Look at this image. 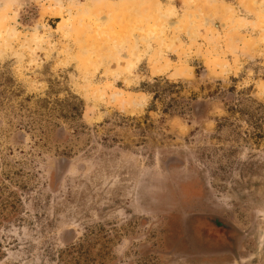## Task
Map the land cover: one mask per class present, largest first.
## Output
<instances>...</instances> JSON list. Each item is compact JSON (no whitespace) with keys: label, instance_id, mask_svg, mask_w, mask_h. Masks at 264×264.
Listing matches in <instances>:
<instances>
[{"label":"rangeland","instance_id":"obj_1","mask_svg":"<svg viewBox=\"0 0 264 264\" xmlns=\"http://www.w3.org/2000/svg\"><path fill=\"white\" fill-rule=\"evenodd\" d=\"M68 136L84 150L55 179ZM117 144L194 159L244 224L264 211V0H0V264H209L149 234L187 198L143 221L113 182L122 157H99ZM258 239L246 264H264Z\"/></svg>","mask_w":264,"mask_h":264},{"label":"flooded vegetation","instance_id":"obj_2","mask_svg":"<svg viewBox=\"0 0 264 264\" xmlns=\"http://www.w3.org/2000/svg\"><path fill=\"white\" fill-rule=\"evenodd\" d=\"M98 148L105 152L104 155L99 156L100 158L112 156L113 159L120 160L122 157L121 160L126 166L123 170L126 172L123 175L114 176L113 182L120 183L121 180H127L128 190L125 191L128 193L127 199L134 201L135 207L142 212L143 221L150 220L151 201L154 197H159L164 203L170 198H187L186 202L182 201L181 204L183 211L175 214L177 218L162 216L161 229L163 231L161 233H158L161 231L160 228L149 229L150 235L165 244L169 242L173 246L174 241H179L184 248L188 245L193 247L195 253L185 254V259H203L209 264H246L249 249H252L255 244L256 233L259 236L257 246L264 247V211H256L252 220L246 224L237 217L229 216L226 211L212 203L207 190L208 186L202 181L198 164L193 161L194 159L183 158L177 154H168L165 157L159 155L155 159L150 154H145L146 157L140 159L135 152L121 148L118 144L114 147L102 145ZM83 150L84 148L80 147L76 149L69 136L66 137L61 147H53L48 153L50 154L49 163L53 166L54 178L60 180L69 178L70 168ZM185 204L199 207H187ZM11 220L18 221L14 217ZM202 220L207 222L201 223ZM177 223H181V226ZM201 234H204L202 239L199 238ZM72 238L73 229L67 228L63 234V243H67ZM215 240L221 246V251L218 253L208 250ZM204 243L209 246L201 251L199 247ZM185 253H190V251Z\"/></svg>","mask_w":264,"mask_h":264},{"label":"bare ground","instance_id":"obj_3","mask_svg":"<svg viewBox=\"0 0 264 264\" xmlns=\"http://www.w3.org/2000/svg\"><path fill=\"white\" fill-rule=\"evenodd\" d=\"M69 20H70V19H68V18H63V20L59 23L60 28L68 29L69 22H70ZM161 26H162V25H161ZM153 33H154V32H153ZM154 34H155V33H154ZM6 40H7V42L9 43L11 39H10L9 36H7V37H6ZM34 42L37 43V44H39V43L41 42V39L36 37V38H34ZM99 48H101V45H100ZM98 59H99V57H98ZM89 61H90V62H93V64H94L95 66H97V62H96V60L92 59V56L90 57ZM131 66H133V63L131 64Z\"/></svg>","mask_w":264,"mask_h":264}]
</instances>
